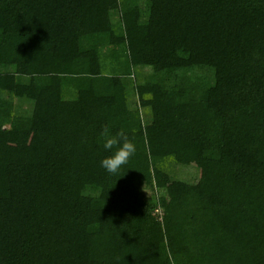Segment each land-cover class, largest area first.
Listing matches in <instances>:
<instances>
[{
    "label": "trees",
    "instance_id": "trees-1",
    "mask_svg": "<svg viewBox=\"0 0 264 264\" xmlns=\"http://www.w3.org/2000/svg\"><path fill=\"white\" fill-rule=\"evenodd\" d=\"M0 264H264V0H0Z\"/></svg>",
    "mask_w": 264,
    "mask_h": 264
},
{
    "label": "clouds",
    "instance_id": "clouds-1",
    "mask_svg": "<svg viewBox=\"0 0 264 264\" xmlns=\"http://www.w3.org/2000/svg\"><path fill=\"white\" fill-rule=\"evenodd\" d=\"M100 135L103 150L110 153L100 160V167L110 174H116L135 154L136 146L122 129L113 134L110 126L105 125Z\"/></svg>",
    "mask_w": 264,
    "mask_h": 264
},
{
    "label": "rangeland",
    "instance_id": "rangeland-1",
    "mask_svg": "<svg viewBox=\"0 0 264 264\" xmlns=\"http://www.w3.org/2000/svg\"><path fill=\"white\" fill-rule=\"evenodd\" d=\"M10 63L14 62V60H8ZM3 66V65H2ZM8 66V65H4ZM6 69V68H4ZM33 131L27 130L25 133H22L21 135H17L13 139L12 144H24L29 143L32 140ZM178 162L180 164V168L176 169V178L178 179L177 182L168 184L166 187V191L164 192L166 197L171 196L172 194H177L183 191L187 188L188 182H195L196 178L194 177V170L191 164H188V162L184 161L183 158L180 156H177Z\"/></svg>",
    "mask_w": 264,
    "mask_h": 264
}]
</instances>
